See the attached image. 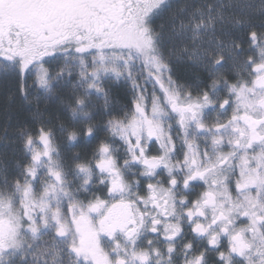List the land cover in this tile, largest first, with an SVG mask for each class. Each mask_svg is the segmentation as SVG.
<instances>
[{"label":"snow or ice","instance_id":"1","mask_svg":"<svg viewBox=\"0 0 264 264\" xmlns=\"http://www.w3.org/2000/svg\"><path fill=\"white\" fill-rule=\"evenodd\" d=\"M0 264H264V0H0Z\"/></svg>","mask_w":264,"mask_h":264},{"label":"trees","instance_id":"2","mask_svg":"<svg viewBox=\"0 0 264 264\" xmlns=\"http://www.w3.org/2000/svg\"><path fill=\"white\" fill-rule=\"evenodd\" d=\"M7 93L3 83H0V124L6 117L11 116L13 121L23 119L27 113L17 104H8Z\"/></svg>","mask_w":264,"mask_h":264}]
</instances>
